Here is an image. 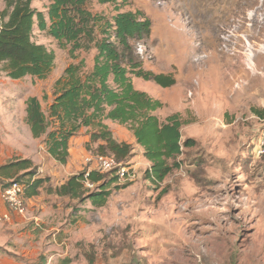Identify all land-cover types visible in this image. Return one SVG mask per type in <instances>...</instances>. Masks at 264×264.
I'll return each instance as SVG.
<instances>
[{"label":"rangeland","instance_id":"obj_1","mask_svg":"<svg viewBox=\"0 0 264 264\" xmlns=\"http://www.w3.org/2000/svg\"><path fill=\"white\" fill-rule=\"evenodd\" d=\"M51 2L31 7L47 18ZM88 8L109 19L139 11L150 20L146 45L137 44L142 67L176 83L163 89L134 76L132 83L163 104L154 113L160 121L177 114L182 140L196 145L153 185L145 174L151 164L133 141L123 165L134 178H119L102 207L49 191L86 171L83 160L97 144L77 143L89 138L82 129L67 163H57L45 138H32L25 102L36 97L47 116L56 82L80 61L81 72L90 71L95 50L72 56L35 27L32 40L53 52L54 68L44 80L0 71V166L34 160L35 178L49 181L25 199L24 215L9 212L1 193L10 179L0 182V216H9L0 221V264H264V0H90ZM109 128L118 141L131 136L116 123Z\"/></svg>","mask_w":264,"mask_h":264},{"label":"trees","instance_id":"obj_2","mask_svg":"<svg viewBox=\"0 0 264 264\" xmlns=\"http://www.w3.org/2000/svg\"><path fill=\"white\" fill-rule=\"evenodd\" d=\"M32 1L4 0L5 7L0 12V71L6 77L44 80L52 72L53 52L32 40L36 25L56 41L58 48H69L72 56L78 51L95 50L90 71L81 72L83 61L64 71V77L55 84L60 88L47 116L36 97L26 100L25 122L32 138L44 137L49 157L65 165L70 157V140L82 129H88L90 144H97L90 155L113 157L123 164L133 155V147L118 141L105 124L116 123L131 133L151 164L145 172L146 179L153 185L163 182L173 170L179 169L177 158L183 150L195 147L196 142L190 138L182 140V123L177 114L160 121L154 113L163 104L135 89L132 83L133 76L163 89L176 83L171 75L154 74L142 67L137 44L146 45L151 34L150 20L139 11L117 12L109 19L93 13L88 8L90 0H52L46 18L31 7ZM116 1L97 0L99 4ZM37 171L29 159L11 161L0 166V182L10 179L2 187L10 182L21 184L24 199H30L49 181L35 178ZM86 171L72 175L49 191L81 203L89 201L94 207L104 206L111 196V186L117 185L119 177L115 171L104 174L91 170L87 176ZM16 175L19 180H11ZM25 177L28 179L23 182ZM86 182L95 188L89 189Z\"/></svg>","mask_w":264,"mask_h":264},{"label":"built area","instance_id":"obj_3","mask_svg":"<svg viewBox=\"0 0 264 264\" xmlns=\"http://www.w3.org/2000/svg\"><path fill=\"white\" fill-rule=\"evenodd\" d=\"M138 53H141V48L137 49ZM85 167L87 168L86 176L91 170H96L100 173H107L115 171L120 179L131 180L134 178L133 170L129 166H125L122 163H117L113 157L108 156H94L86 155L83 160ZM128 165V164H127ZM133 177V178H132ZM86 187L92 188L93 185L86 182ZM23 186L17 182H10L6 187H2L1 199L7 206L9 212L24 215L26 211L25 199L23 197ZM9 221V216H0V221Z\"/></svg>","mask_w":264,"mask_h":264},{"label":"crops","instance_id":"obj_4","mask_svg":"<svg viewBox=\"0 0 264 264\" xmlns=\"http://www.w3.org/2000/svg\"><path fill=\"white\" fill-rule=\"evenodd\" d=\"M37 29H38V27H37V25L35 26ZM109 123H111V122H109V121H106L105 122V124L109 127ZM112 131V130H111ZM113 133V132H112ZM75 137V136H74ZM73 137V138H74ZM115 137V136H114ZM72 138V139H73ZM72 139L70 140V141H72ZM76 139H79V138H76ZM89 138H88V136H86V137H82V139H80V140H77V143H81L82 141H83V143H87L89 140H88ZM133 139V140H132ZM134 138H133V136L131 135L130 136V138L128 139V141H127V143L128 144H130L133 148L135 147L134 146ZM137 147H139V146H137ZM140 148V147H139ZM141 149V148H140ZM134 151V150H133ZM33 163H34V165L35 166H37V168H38V170H40L41 171V166H39L38 167V165H36V163H35V161L34 160H31ZM0 165H1V159H0Z\"/></svg>","mask_w":264,"mask_h":264}]
</instances>
